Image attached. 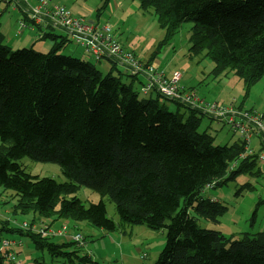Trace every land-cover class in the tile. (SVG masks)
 Returning a JSON list of instances; mask_svg holds the SVG:
<instances>
[{
  "label": "trees",
  "instance_id": "16d2710c",
  "mask_svg": "<svg viewBox=\"0 0 264 264\" xmlns=\"http://www.w3.org/2000/svg\"><path fill=\"white\" fill-rule=\"evenodd\" d=\"M137 2L145 13L153 9L169 33L193 21L192 49L207 50L215 71L233 70L248 87L264 75V0ZM44 38L53 41L49 52L13 50L0 29V187L19 196L16 209L118 230L124 223L108 216L103 199L86 205L76 195L88 186L115 202L122 222L167 230L154 264H264V230L234 239L199 224V218L218 222L228 210L205 196V188L259 164L257 153L242 156L247 142L239 136L217 143L200 128L201 109L176 102L188 114L171 111L164 95L140 96L133 83L113 74L116 64L103 73L95 59L60 53L66 37L58 41L51 32ZM25 156L58 163L66 180L26 172ZM3 230L29 236L66 264L93 262L73 240L57 242L5 223Z\"/></svg>",
  "mask_w": 264,
  "mask_h": 264
},
{
  "label": "rangeland",
  "instance_id": "374dc122",
  "mask_svg": "<svg viewBox=\"0 0 264 264\" xmlns=\"http://www.w3.org/2000/svg\"><path fill=\"white\" fill-rule=\"evenodd\" d=\"M68 1H70L69 9L78 17L86 20L88 18L93 19L100 25L106 22L111 23L114 35L118 37L124 48L127 49L126 46L129 44L130 51L136 54L138 59L142 57L156 58L160 62L158 68L153 61L140 59L144 67L151 66L154 72H164L168 78L179 72L181 74L180 82L183 84L184 90H195L200 97L203 96V99L206 98L213 103L218 102L220 105L235 104L238 109H241L243 105L245 110L256 111L254 109H257L264 113V75L248 87L244 80L236 75L233 70L215 71L216 62L207 55V50L197 52L192 49L193 21H185L176 31L169 33L167 29L161 27L155 11L150 9L145 13L137 6V0H110L107 7L104 8L99 7L102 0ZM128 3L133 4L130 9ZM0 11H2L1 16H5V19L9 16L6 19L9 25L12 24L11 18L13 20L17 19V26H14L11 30L15 33L19 25L18 9L14 8L13 5L6 6L5 3L1 2ZM52 32L58 35V41L64 39V37L68 39L66 45L59 49L60 53L85 58L83 47L71 36H68L66 31L55 28ZM23 33L31 39L25 42L5 40V43L13 50L31 46L41 52L51 50L53 41L50 38L32 40L34 38L32 34L36 35L37 31L26 29ZM15 36H18V34L15 33ZM17 39H19V36ZM122 40L127 42V44L125 43L126 46ZM109 61L113 63L112 65L115 64L113 61ZM96 64L100 68L101 63L97 61ZM101 71L103 73L109 72L104 69H101ZM112 71L115 75L120 74L127 83H133L135 90L140 92V96L146 95L141 92L142 83L146 80L144 73H139L135 77V75L128 74L123 67L117 65ZM161 100L166 102L171 111L188 114V110L184 105H179L165 97H161ZM201 117L200 128L208 129L216 137L215 141L217 143L222 145L231 144L239 137L226 122L219 123L209 114H202ZM2 145L3 142L0 139V147ZM252 147L258 153L260 150L259 141L252 140ZM20 163L23 169L30 174L41 177L50 176L62 182L66 180L63 169L58 163L37 161L28 156L20 159ZM258 166L259 164L252 169L242 170L227 184L215 187V183H213L205 188L203 191L205 196L222 200L228 206V210L219 217L218 222L199 218L200 226L221 230L227 237H234V239H241L246 232L252 235L264 230V168L260 167L258 169ZM76 195L86 205L103 199L108 216L114 219L117 224L124 223L123 226L119 225V229L116 231L103 233L86 220L72 222L71 228H74V224L77 223L78 230L84 236H87L85 237L89 245L88 247H80L81 251L79 253L82 256L89 253L90 250L92 254L105 259V262L100 261L101 264L155 263L166 244L167 230L165 228L153 229L144 224L122 222L115 202L108 195L103 196L98 190L91 187L81 186ZM18 199L19 196L15 194V191L0 187V227L5 223L10 229H18L25 221H34L36 217L46 218L39 212L17 210ZM42 220L53 221L51 218ZM59 221H54L55 227L60 226L57 223ZM71 228L70 231H72ZM93 230H97L99 234L94 233ZM4 237L23 242L24 247L21 246V248L23 247L21 252L19 248L15 249V246L13 247L17 253L18 261H21L22 264H37L43 262V260L50 262L51 254L49 251L39 250L29 236L15 234L11 231L4 232ZM52 239L55 241H68L69 237H52ZM71 249L75 250V247ZM141 252H143L142 255ZM3 264L16 263L4 258Z\"/></svg>",
  "mask_w": 264,
  "mask_h": 264
},
{
  "label": "built area",
  "instance_id": "2783aa9c",
  "mask_svg": "<svg viewBox=\"0 0 264 264\" xmlns=\"http://www.w3.org/2000/svg\"><path fill=\"white\" fill-rule=\"evenodd\" d=\"M11 3L19 12V32L36 30L39 37H48L55 29L66 31L85 53L92 56L96 61L111 60L117 66L123 67L127 73L138 75L144 73L146 81L142 83L143 94L159 93L175 99L182 104L190 105L209 114L219 123L226 122L243 141L247 142L246 152L256 154L252 147V140L259 141L260 150L257 159L260 167L264 168V113L259 111L241 110L235 104L220 105L218 102H208L195 90L186 91L180 84L181 74L174 73L168 78L164 72L153 71V67H144L141 60L129 49L123 47L122 43L113 33V26L110 23L99 27L90 20L76 16L71 9L64 4L56 3L54 0H0ZM181 93L190 97V101L178 100L172 94ZM69 223L63 222L55 227L53 222L41 220L23 222L19 229L33 231L43 237H65L69 233ZM71 240L81 246H85V237L82 233L71 235ZM20 240L3 238L0 236V255L16 264H21L17 259L14 246L21 245Z\"/></svg>",
  "mask_w": 264,
  "mask_h": 264
},
{
  "label": "crops",
  "instance_id": "0c3cea01",
  "mask_svg": "<svg viewBox=\"0 0 264 264\" xmlns=\"http://www.w3.org/2000/svg\"><path fill=\"white\" fill-rule=\"evenodd\" d=\"M56 3H59V4H64L65 6H67L68 7V5H69V3H70V1H68V0H54ZM135 1V0H134ZM104 2H105V0H102L101 1V6H99V7H102L103 5H104ZM125 3H127L126 1H124ZM3 3H5L6 4V6H8V5H12L11 3H8V2H3ZM136 4H137V6H139V3L136 1ZM100 5V4H99ZM128 8L130 9V6H132L133 4H130V3H128ZM70 6V5H69ZM69 8V7H68ZM133 8V7H132ZM85 10H87V9H85ZM2 15V11H0V29L3 31V33H4V35H5V40H7V41H12V42H16V41H18V42H25L26 40H28V39H31V38H29V37H27L26 35H23L24 33L22 32V33H20L19 32V29L18 30H16V34H18V36H19V39H17L18 38V36H15V33L14 32H12L11 30L14 28V26L16 27L17 25H16V23H17V19H15V20H13V18H11L12 19V24L11 25H9L8 24V22H7V20L6 19H8L9 18V16L5 19V16H1ZM77 16V15H76ZM18 17H19V13H18ZM88 20H90V21H93V22H95V20H93V19H90V18H88ZM107 23H109V22H107ZM111 24V23H110ZM19 26V25H18ZM33 31H36V30H33ZM7 34H9L8 36H6ZM117 34V33H116ZM33 36H34V38L32 39V40H34V39H38V38H41V37H39V34H38V32H37V34L36 35H34V34H32ZM118 35V34H117ZM119 36V35H118ZM123 41V40H122ZM123 43H124V45L126 46V44H127V42L125 41H123ZM126 43V44H125ZM34 44V43H33ZM129 44H127V49H131V47L130 46H128ZM133 50V49H132ZM136 52V51H135ZM83 53H84V57L86 58V59H90V60H92V61H95L93 58H91V57H88L87 56V54L85 53V51H83ZM137 53V52H136ZM137 56V55H136ZM139 59H143V60H145V61H153L154 62V64L156 65V66H158V68L160 67V62L159 61H157V59L155 58V59H153V58H148V57H146V58H139ZM96 63H97V61H95ZM98 63H101L100 64V68L101 69H104L105 71H110L111 70V68H112V64L113 63H111L109 60L108 61H99ZM161 69V68H160ZM243 106V105H242ZM252 109V108H251ZM255 110H257V109H255ZM259 111V110H258ZM259 112H262V111H259ZM42 219H47V218H40V217H36V219L34 220L36 223H39ZM63 220H60L59 222H57L59 225H61V223H63L62 222ZM68 222L69 223V228H71V226H72V222H70L69 220H65L64 222ZM50 222V221H49ZM51 223V222H50ZM56 223V224H57ZM54 225H55V222H54ZM74 228H71V230L72 231H70V229H69V233H68V237H69V240H71V235H73V234H75V233H77V232H79V226L77 225V223L76 224H74ZM100 230V229H99ZM77 231V232H76ZM4 232H9V230H4ZM75 232V233H74ZM93 232L94 233H96V234H99V232L97 231V230H93ZM101 232H103L102 230H101ZM103 233H105V232H103ZM4 235V234H3ZM86 236V235H85ZM66 237V236H65ZM87 237V236H86ZM68 240V241H69ZM57 242H62V241H57ZM86 242H87V247H88V240L86 239ZM23 245V242H22V244L21 245H16L14 248L15 249H17V248H19V251L21 252V249L24 247V245H23V247L21 248V246ZM85 247V246H84ZM142 253L143 252H141V255H142ZM43 254V253H42ZM86 254H88V256L92 259V264H101V260H103L104 262H105V259H103V258H101L100 256H96V255H94V254H92V252L89 250V253H86ZM51 256V255H50ZM44 257V256H43ZM21 264H22V262L21 261H19ZM37 264H66V262H65V259L63 260L61 257H59V258H54L53 256H51V259H50V262H45L44 260H43V262H39V263H37Z\"/></svg>",
  "mask_w": 264,
  "mask_h": 264
},
{
  "label": "bare ground",
  "instance_id": "6f19581e",
  "mask_svg": "<svg viewBox=\"0 0 264 264\" xmlns=\"http://www.w3.org/2000/svg\"><path fill=\"white\" fill-rule=\"evenodd\" d=\"M90 22H92V23H94L96 26H99V27H102V26H104V25H106L107 24V22L105 23V24H103V25H100V24H98V22H93V21H90ZM174 75V74H173ZM172 75V76H173ZM180 84H181V86H183V84L180 82ZM172 96L174 97V98H176V99H178V100H181V101H185V102H188V101H190V97L189 96H187V95H184V94H181V93H177V94H172ZM167 96H165V98H166ZM166 99H169V100H172V101H174V102H179V101H177V100H175V99H172V98H170V97H167ZM181 103V102H180ZM241 110H245V108L242 106L241 107ZM8 227V226H7ZM4 228V224L0 227V236L1 237H3V238H6V237H4V230L2 231V229Z\"/></svg>",
  "mask_w": 264,
  "mask_h": 264
}]
</instances>
